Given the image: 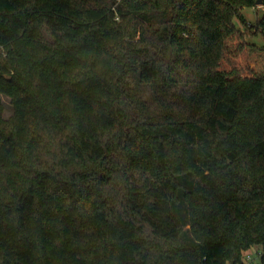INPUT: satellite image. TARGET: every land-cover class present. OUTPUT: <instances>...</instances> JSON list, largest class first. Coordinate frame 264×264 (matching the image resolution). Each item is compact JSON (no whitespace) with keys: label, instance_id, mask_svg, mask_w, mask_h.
I'll return each mask as SVG.
<instances>
[{"label":"trees","instance_id":"1","mask_svg":"<svg viewBox=\"0 0 264 264\" xmlns=\"http://www.w3.org/2000/svg\"><path fill=\"white\" fill-rule=\"evenodd\" d=\"M256 5L0 0V264H264Z\"/></svg>","mask_w":264,"mask_h":264},{"label":"rangeland","instance_id":"2","mask_svg":"<svg viewBox=\"0 0 264 264\" xmlns=\"http://www.w3.org/2000/svg\"><path fill=\"white\" fill-rule=\"evenodd\" d=\"M263 12H264L263 4L256 5L253 7H244L243 9V14L248 21L249 27L251 28V34L248 37V40L260 47H264V37L259 33V30L255 27V25H256V20L259 17H261ZM234 22L236 26L238 27L243 26V23L238 18H235ZM0 98L3 101L4 107H5L4 115L6 118H8L13 113V106L11 103V98L9 95H7L1 90H0ZM257 249H259L258 246L253 247L251 249V255L257 264H261V259L258 255ZM228 264H231V263H228Z\"/></svg>","mask_w":264,"mask_h":264},{"label":"built area","instance_id":"3","mask_svg":"<svg viewBox=\"0 0 264 264\" xmlns=\"http://www.w3.org/2000/svg\"><path fill=\"white\" fill-rule=\"evenodd\" d=\"M255 247H257V246H255ZM252 248H250L249 250L244 251V253H243V257H244L245 264H257L255 262V260L253 259L252 255H251V249ZM257 252H258V255H259L260 259H261V257H262V250H261L260 247H259V249H257Z\"/></svg>","mask_w":264,"mask_h":264},{"label":"water","instance_id":"4","mask_svg":"<svg viewBox=\"0 0 264 264\" xmlns=\"http://www.w3.org/2000/svg\"><path fill=\"white\" fill-rule=\"evenodd\" d=\"M256 4L257 5H262L263 4V0H256Z\"/></svg>","mask_w":264,"mask_h":264}]
</instances>
